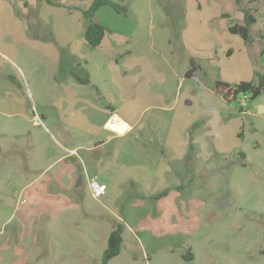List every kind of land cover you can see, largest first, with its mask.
<instances>
[{"label": "rangeland", "instance_id": "1", "mask_svg": "<svg viewBox=\"0 0 264 264\" xmlns=\"http://www.w3.org/2000/svg\"><path fill=\"white\" fill-rule=\"evenodd\" d=\"M50 1L0 0V264H100L117 224L122 246L108 264H264V90L256 99L240 94L227 103L213 89L218 80L249 82L254 70L264 75V0H241L239 7L234 0H110L125 6L126 15L105 6L92 21L119 43L107 38L112 49L105 42L93 50L80 40V9ZM240 8L257 16L249 45L227 30L232 16L243 15ZM217 10L231 16L208 19L204 33L203 20ZM185 18L184 38L193 47L177 35ZM61 25L79 34L76 47L60 45L54 35ZM70 52L91 84L67 77L77 68L62 58ZM146 56L155 62L157 83L159 73L167 76L161 101L195 62L193 78L181 85L189 103L174 112L187 116L190 138L211 111L219 126L213 136L199 131L198 148L168 177L182 188L174 191L176 201H152L156 190L127 186L94 198L89 178L108 184L106 172H96L113 147L94 150L106 138L99 133L108 111L80 97L96 106L122 102L133 108L120 111L127 119L158 113L145 110L149 94L138 80L120 75L123 63L144 64ZM76 113L94 131L72 124Z\"/></svg>", "mask_w": 264, "mask_h": 264}, {"label": "crops", "instance_id": "2", "mask_svg": "<svg viewBox=\"0 0 264 264\" xmlns=\"http://www.w3.org/2000/svg\"><path fill=\"white\" fill-rule=\"evenodd\" d=\"M74 1L75 0H58L57 4L64 8H77L80 10H85L89 7V5L93 0H87L88 1L87 4H84L83 6L77 4ZM80 6L82 7L80 8ZM247 10H249L250 13L254 15L257 22V16L255 14V11L253 9H247ZM262 12H263L262 14H264V11ZM224 15L228 17L231 16L230 14L224 11L217 10L215 11V13L213 12L210 17L203 20L204 23L202 25V29L204 30V33H206V31H209L210 33V30L205 28V23L208 19L224 17ZM231 19L235 20L234 23L240 24L242 23L243 15L236 13V15L232 16ZM184 20H182L183 23H181L177 35L179 36V40L184 42L185 46L193 47L194 45L190 43L189 40H185L184 38L186 37L185 35L186 30L189 29V24L187 23L186 18ZM96 23L102 25L100 22H96ZM62 28L63 30H61ZM82 29H83V24L80 27L81 33H82ZM131 30H134V28L131 27ZM71 31L73 30L71 29L70 26H65V27L64 25H61V27L58 26V32L57 33L55 32L54 36H56L59 40H61L60 45H64L68 47L73 45L75 47L77 46L76 44L78 40L77 35L79 34L76 32L71 33ZM81 33H80V37H81L80 40L86 46L85 41L81 36ZM212 34L213 36L216 35L215 33ZM130 36L131 34L129 33L128 37L130 38ZM107 38L114 45L118 44L120 40L118 35H112L110 37H107L105 33L101 40L100 45L97 48L102 47L106 42L108 47L112 49L111 44L107 42ZM125 41L126 43L128 42L126 39ZM145 46H148L150 49H153V46L150 45H145ZM228 51L229 54H231V50ZM125 53H130L129 49H125ZM62 58L64 59L70 58L72 59V62L76 64L77 67L75 68L76 71L73 70L67 71V77L70 80L72 79L73 81L77 82L75 78L72 76L73 74L81 78H85V75H87L89 79L88 84H91V79L88 72L85 69L80 68L81 64L79 61L77 62V59L73 60L74 53L71 52L68 54L64 53L62 55ZM145 58H147V60L145 61L144 64H140L139 60L132 64H130L129 62L123 63V70L120 72V75L124 77V76H128L131 73L133 77L136 80H138V86H142V89H145L146 92H148L149 94L150 104L148 107L145 108V110L146 109L157 110L159 111L158 113L156 114L155 112L150 113L148 117H142V118L139 115L133 114L132 118L127 119L125 118L126 116L124 113H121V115L119 114L120 111H125V110L131 111L133 108L126 107L125 104L122 102L115 104L117 105L116 107L115 105L113 106V104L109 102H105L104 106H96L97 103L93 101H88L84 97H80V100L87 101L92 107L96 109L99 110L103 109L104 111H108L106 120L111 115H116L120 120L127 122L129 126V130L125 135L115 136L108 132L107 134H105L102 132V129H104V124L106 122L105 120L99 135L103 134L106 136V138L104 140L97 142L94 145V150H97L99 148L102 149L103 147L109 144H112L113 147L110 155L106 151L105 156L100 158V161H98V163L100 162V167L96 172L97 174L106 172L105 175L108 184L102 183L101 185L106 186L108 196L109 194H113L114 191L116 190L125 189L126 186L130 187L131 189H135L137 191L142 189L156 190L153 193H150L149 197L156 195L158 194V192L160 193L165 189H170L165 197H162L156 201H176L178 194L174 191H177L176 189H182V188L180 185L179 186H175L173 184L170 185V181L168 177H170V175H172L174 172L177 173L179 167H181L180 170H182L185 162L187 161V157L189 156L190 151L192 152L193 149L192 150L188 149V145L190 143V137L189 135L186 134L190 122L186 119L187 117L186 115H183L181 113L176 114L174 111L178 109L183 110L184 106H186L189 103L187 99L189 96L185 95L184 92H182V89L185 91L187 88L186 87L184 88L181 85L184 84L186 80L192 79L193 77L191 73L188 72L189 70L184 72L183 78L177 75L179 81H177V86L174 88L175 90L172 89L170 92L168 91L165 92L166 101L165 100L161 101L160 90L162 88V85L167 80V76L164 75V73H159L161 75H159L160 78H159V82L157 83L156 78L158 75V71L156 70L155 62L151 60L148 56L144 57V59ZM190 67H192L191 69L195 71L197 69V65L195 62H193V64ZM220 81L229 83L226 82V80H220ZM235 81L236 82H233V84L239 82H246L247 80L238 78ZM77 83L80 84L79 82ZM82 85H87V84H82ZM155 85H159V88L155 87ZM98 90L99 88L95 87V91L98 92ZM183 94L185 95L184 97L182 96ZM193 104L190 103V107ZM181 105H183V107ZM187 110L188 112L190 111V109ZM188 112L186 114H188ZM160 115L163 116L165 119L159 120L160 118L159 119L156 118L157 116L159 117ZM204 116H202V118H204ZM208 119L209 117L206 118L205 121H201L198 124L197 123L194 124L195 126H197V128L199 125L201 126V128H203L202 130L201 128L200 130L196 128L197 134L191 136V143L193 144L194 148L195 146H197L198 148L197 142L199 141V138L197 135L199 134V131L201 134L204 135L207 130L205 126L206 125L205 122ZM71 122L76 126L94 131L92 125L89 124V122L79 113H76L74 115L73 120ZM129 140H131L134 144L132 145V143H130ZM139 144H142L144 147H141ZM134 157L137 158L136 161L133 160ZM128 160H132L133 162L131 164H128L125 162Z\"/></svg>", "mask_w": 264, "mask_h": 264}, {"label": "trees", "instance_id": "3", "mask_svg": "<svg viewBox=\"0 0 264 264\" xmlns=\"http://www.w3.org/2000/svg\"><path fill=\"white\" fill-rule=\"evenodd\" d=\"M40 1H44L48 4L52 3L50 0ZM234 2L239 7L241 0H234ZM105 6H107L116 14L126 15L127 13V8L125 6L111 2L110 0H93L87 9L80 10L84 20L82 37L87 48L91 50L96 49L100 45L101 40L106 33V28L104 26L92 21L96 12ZM240 11L243 14L242 23L229 24L227 30L231 34L239 36L245 45H249L252 41L250 37V31L252 26L256 23V18L252 13H250L249 10L240 8ZM224 17H226V15H224ZM226 55H230L229 51L226 53ZM191 71L192 70H189L188 72L191 73ZM72 76L80 84L89 83L87 75H85V78H81L74 74ZM253 77L254 79L249 82H239L236 84H229L218 80L214 83L213 89L220 96V98L227 103L235 100L240 94H242L244 97L248 95L250 99H256L261 95L262 90H264V75L259 71L254 70ZM188 149H193L191 138ZM241 156L244 157L242 153ZM169 190L170 189H165L156 195L150 196L149 199L156 201L162 197H165ZM122 234L123 227L121 224H117L108 235L106 247L102 252L100 264H108L111 259L120 253L122 246ZM261 254L264 255V250L261 251Z\"/></svg>", "mask_w": 264, "mask_h": 264}, {"label": "built area", "instance_id": "4", "mask_svg": "<svg viewBox=\"0 0 264 264\" xmlns=\"http://www.w3.org/2000/svg\"><path fill=\"white\" fill-rule=\"evenodd\" d=\"M241 106H243L242 103ZM104 129L112 135L122 136L128 132L129 126L127 122L120 120L116 115H111L106 120ZM89 187L94 198H100L106 194V187L99 184L94 176L89 178Z\"/></svg>", "mask_w": 264, "mask_h": 264}, {"label": "water", "instance_id": "5", "mask_svg": "<svg viewBox=\"0 0 264 264\" xmlns=\"http://www.w3.org/2000/svg\"><path fill=\"white\" fill-rule=\"evenodd\" d=\"M260 111H264V107H260L259 108V113ZM220 123V117L218 116V113L216 111H211L209 113V119L206 122V132L205 135L206 136H213L216 134L217 128L219 126Z\"/></svg>", "mask_w": 264, "mask_h": 264}]
</instances>
